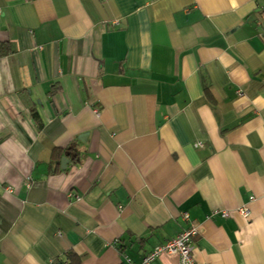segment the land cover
Listing matches in <instances>:
<instances>
[{"label":"crops","instance_id":"crops-1","mask_svg":"<svg viewBox=\"0 0 264 264\" xmlns=\"http://www.w3.org/2000/svg\"><path fill=\"white\" fill-rule=\"evenodd\" d=\"M0 11V264H264V0Z\"/></svg>","mask_w":264,"mask_h":264},{"label":"built area","instance_id":"built-area-1","mask_svg":"<svg viewBox=\"0 0 264 264\" xmlns=\"http://www.w3.org/2000/svg\"><path fill=\"white\" fill-rule=\"evenodd\" d=\"M197 233L198 231L196 227H188L176 238L154 249L152 253L143 259L141 264H152L164 254L177 255L180 259V264H194L193 241L197 236Z\"/></svg>","mask_w":264,"mask_h":264},{"label":"trees","instance_id":"trees-1","mask_svg":"<svg viewBox=\"0 0 264 264\" xmlns=\"http://www.w3.org/2000/svg\"><path fill=\"white\" fill-rule=\"evenodd\" d=\"M53 264H84L82 258L73 251H69L64 255V258Z\"/></svg>","mask_w":264,"mask_h":264}]
</instances>
